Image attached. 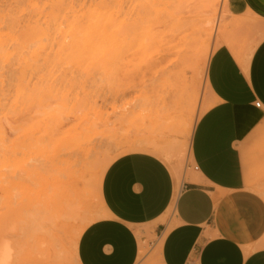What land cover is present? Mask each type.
Masks as SVG:
<instances>
[{
	"label": "rangeland",
	"instance_id": "1",
	"mask_svg": "<svg viewBox=\"0 0 264 264\" xmlns=\"http://www.w3.org/2000/svg\"><path fill=\"white\" fill-rule=\"evenodd\" d=\"M128 1L0 0V248L9 246L11 264H76L80 234L105 216L101 178L135 152L133 144H149L147 153L178 168L180 186L195 181L189 153L178 164L175 157L187 128L213 104L202 62L220 45L238 55L264 38V22L237 10L238 0ZM106 9L109 29L127 35L108 54L82 41L90 26L101 28ZM220 9L216 33L192 56L183 113L168 119L169 46L178 33H202ZM150 31L163 36L157 48H147ZM252 147L248 188L264 202V126ZM67 163L86 169L74 190V218L63 201ZM160 248L155 236L141 242L139 264H159Z\"/></svg>",
	"mask_w": 264,
	"mask_h": 264
},
{
	"label": "crops",
	"instance_id": "2",
	"mask_svg": "<svg viewBox=\"0 0 264 264\" xmlns=\"http://www.w3.org/2000/svg\"><path fill=\"white\" fill-rule=\"evenodd\" d=\"M238 3L264 22V0ZM206 83L213 104L196 122L189 152L196 180L176 193L158 157L115 159L100 182L105 216L80 234L76 264H139L140 243L153 236L161 239L159 264H264V202L248 188L252 144L264 126V38L238 55L220 45Z\"/></svg>",
	"mask_w": 264,
	"mask_h": 264
},
{
	"label": "bare ground",
	"instance_id": "3",
	"mask_svg": "<svg viewBox=\"0 0 264 264\" xmlns=\"http://www.w3.org/2000/svg\"><path fill=\"white\" fill-rule=\"evenodd\" d=\"M221 2L223 3L224 0H221ZM122 4H124V3H122ZM122 8H123V6H122ZM220 8H222V6ZM221 10L222 9H220V14L216 18V21L209 20V19L204 21V29H203L202 33H197V32H195L194 29L191 30V33H186V32L178 33L177 37L175 38V41H173L171 43V45L169 46V50H170L169 63H170V66L172 67V74H171L172 80H170V81H172V82L169 84L168 97H167L166 102H165V108L171 111V113H169V115L167 116L168 119H173L177 115H181L183 113L186 95H187V91H188V83H189V81L191 82V80H189L188 75H189V71H190V64L192 62V56L207 46L208 40L210 38V35H211V32L213 29H214V32L216 33V30L218 28V25H219V22L221 19V14H222ZM108 12L109 11L107 9L104 12L103 11L101 12V18H102L101 19L102 20L101 28L100 29H97V28L94 29L93 26H90L89 30L86 31V34L82 40L83 44L85 46L92 48V49H99L100 48L99 52L104 49V51L107 52V54L109 53V50L112 49V46H116V45L123 43L126 39V36H127L125 34V32L124 31L122 32L120 29L112 30V31L109 29L111 15ZM112 12H114V10ZM114 14H115V12H114ZM119 17H120V15H119ZM87 22H88V19H87ZM169 27H170L169 32H171V31L177 32V30H178V27H175V26H169ZM123 29H125V28H123ZM134 29H135V27H134ZM162 37L163 36L161 33H156L154 31H150L146 35V40L149 42V44L147 45V48H150V49L157 48L161 44ZM134 38H135V36H134ZM70 39H71V37H70ZM130 40H131V38H130ZM202 66L205 67L204 70H205V77H206L208 62L206 64L205 61L203 60ZM206 85H207V83H206ZM157 120L158 119L155 117L154 121H157ZM193 130H194V127H193V129L190 127L187 128V130H186V141H185L184 145L181 148H178L176 151L175 159H176L177 164H178V162L181 163V160L185 157L187 152L188 153L190 152V143H191V137H192ZM129 150L135 151V152L147 153L148 151L153 150V148L147 143L146 144L138 143V144L131 145L129 147ZM160 151L162 153V150H160ZM81 163H84V162H81ZM89 166H90V164H89ZM84 169H85V167L83 166L81 169L76 170L74 165H72L71 163H67L65 168H64V179H63V183H62V187H63L62 191H63V201L67 206V207L65 206V209L67 208L68 213H70V215H68V216H72V217H73V215H74V217L78 216L77 214L71 215L73 212L75 213V210H73V209H76V208H73V205H74L73 195H74V190H75L76 186L78 185V183L82 182L84 179V175L86 173V169L85 170ZM172 174L174 176V180H175V184H176V193H177L179 191V188H180V177H179L180 171H179V169L176 167H173ZM78 196H80V195H78ZM99 201H100V205L102 208V204H101V200H100V189H99ZM61 204H63V203H61ZM65 204H63L62 206H64ZM80 204H82V203H80ZM76 206H77V203L74 207H76ZM77 209L78 210L80 209V205H79V207H77ZM78 210H76V213L78 212ZM78 213H80V212H78ZM103 213H104V210H103ZM62 216L64 217V216H66V214H64ZM64 218L66 219V217H64ZM67 218H70V217H67ZM72 220H74V219H72ZM66 221L70 222L71 220H66ZM11 262H12V251L9 248V246L4 244L0 248V264H11Z\"/></svg>",
	"mask_w": 264,
	"mask_h": 264
},
{
	"label": "built area",
	"instance_id": "4",
	"mask_svg": "<svg viewBox=\"0 0 264 264\" xmlns=\"http://www.w3.org/2000/svg\"><path fill=\"white\" fill-rule=\"evenodd\" d=\"M256 107H259V104H256ZM194 170H196V169L194 168Z\"/></svg>",
	"mask_w": 264,
	"mask_h": 264
}]
</instances>
